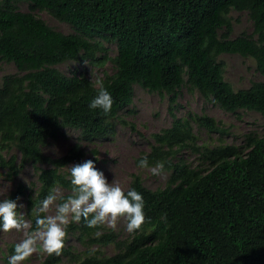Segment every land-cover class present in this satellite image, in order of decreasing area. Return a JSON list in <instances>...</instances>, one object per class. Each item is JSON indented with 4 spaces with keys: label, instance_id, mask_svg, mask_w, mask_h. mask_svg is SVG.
<instances>
[{
    "label": "trees",
    "instance_id": "1",
    "mask_svg": "<svg viewBox=\"0 0 264 264\" xmlns=\"http://www.w3.org/2000/svg\"><path fill=\"white\" fill-rule=\"evenodd\" d=\"M232 10L247 11L250 32L231 34ZM38 11L73 30L54 28ZM107 42L116 45L113 55ZM225 52L252 57L263 78L233 87L224 78ZM0 60L17 69L0 82V162L2 151L14 147L21 159L14 162L13 153L6 176L26 162L38 173L6 198L17 202V213L23 209L30 225L34 204L51 189L70 194V163L91 159L98 165L96 149L80 160L85 153L77 143L62 156L47 154L43 147L61 128H74L85 140L114 136L116 122H126L120 110L133 103L136 84L169 100L171 124L152 133L149 152L136 159L163 162L170 170L166 185L150 188L134 174L124 189L142 195L145 224L120 236L113 228L73 222L62 254H45L41 264H264V0H0ZM70 60L93 68L110 63L112 71L95 82L57 66ZM101 87L113 100L107 115L89 108ZM183 89L238 116L240 109L260 113L263 133L246 132L240 143H199L193 123L219 139L228 129L206 112L188 111L189 121L177 116ZM187 149L198 156L197 165L181 156L171 160ZM70 234L84 245L79 251ZM107 246L113 251H101ZM14 248L9 244L6 255Z\"/></svg>",
    "mask_w": 264,
    "mask_h": 264
},
{
    "label": "rangeland",
    "instance_id": "2",
    "mask_svg": "<svg viewBox=\"0 0 264 264\" xmlns=\"http://www.w3.org/2000/svg\"><path fill=\"white\" fill-rule=\"evenodd\" d=\"M20 7L24 10L28 9L26 3H22ZM46 21L54 28L63 32H71V25L59 21L50 16L45 11H38ZM232 24V35H238L242 32H250L252 30V22L247 11L232 10L229 13ZM109 48V53L116 52V45L113 42L105 43ZM220 59L224 61L225 71L224 78L235 88L247 87L252 80L262 79L263 75L255 68L256 63L250 56H243L237 52H225L220 55ZM65 73L71 74L73 70L82 71L95 82L103 76V71L111 72L112 65L107 63L103 68L96 65L91 67L85 61L70 60L57 65ZM16 67L13 63L0 60V82L2 75L6 73L16 72ZM178 104L175 112L178 115H185L186 112H206L209 115L220 120L228 129V133L223 138L219 139L217 133L210 134L204 128H198L195 123L194 130L198 134L199 143L203 145L214 146L220 143H240L243 140L246 132L252 131L257 134L263 133V119L260 113L247 109H240L239 116L237 113L226 111L213 102L204 99L197 91L182 90L179 96ZM169 100L166 95H160L156 92H150L140 85H135V96L133 103L129 105V109L120 110V114L124 115L125 123L118 120L116 122V134L109 138H95L85 140L80 137V132L74 128H61L60 133L56 138L49 140L43 147L47 154L52 156H62L67 152L70 146L77 143L84 150L85 156H90L96 149V157L98 165L96 169L102 171L109 183L115 181L123 189L130 184L134 174H138L145 185L150 188L163 187L166 184L167 178L170 175V170L164 167L161 175H153L150 171L154 163H149L148 168H140L136 159L149 152L151 142L154 141L152 133L158 132L161 128L171 124L172 116L168 112ZM134 124V125H132ZM14 152V151H13ZM186 159L192 165L199 163L198 156L190 151H180L171 158L172 161H177L179 157ZM44 166L43 164H41ZM7 168L0 166V200L6 198L8 193L16 187L18 182L29 183L30 180L35 181L33 175L32 163L27 162L22 171L10 179L5 175ZM37 184V183H36ZM21 209L17 214L23 215L24 219L29 222V219ZM30 223V222H29ZM127 221L121 219L116 227L120 236H129L130 233L126 230ZM23 238V234L16 232L1 231L0 236V264H8L5 258L7 247L9 244L18 243ZM69 243L74 250L79 251L83 248V244L77 240L75 235L69 237ZM95 247V245H93ZM101 251L105 253L112 252L110 246L104 247ZM45 254L38 251L24 264H41V260ZM8 258L11 255H6ZM61 264H71L67 260H63Z\"/></svg>",
    "mask_w": 264,
    "mask_h": 264
},
{
    "label": "clouds",
    "instance_id": "3",
    "mask_svg": "<svg viewBox=\"0 0 264 264\" xmlns=\"http://www.w3.org/2000/svg\"><path fill=\"white\" fill-rule=\"evenodd\" d=\"M112 104L111 94L106 88L101 87L91 100L89 108L102 110L107 115L111 111ZM177 116H185L189 121L187 112L185 115L177 114ZM194 133L198 135L195 130ZM13 153H16V156ZM1 154L4 163L0 162V166L7 168L5 174L7 175L10 167L9 159L14 156V162H19L21 153L14 147H10ZM86 157L84 155L80 160ZM69 166H71L69 169L70 194L62 195L61 188L51 189L43 200L34 204L31 210V216L34 219L32 225L24 219L23 215L18 216L16 201L8 198L0 200V231L7 233L15 230L23 234V238L15 244L14 254L8 258V264H24L38 249L48 256H60L64 248L67 228L73 222L80 223L83 220L88 228L106 226L114 229L123 219L127 221L126 230L130 234L141 229L145 224L144 199L140 193L136 190H128L125 194V190L118 183L115 181L109 183L104 173L96 169L91 159L83 163H70ZM139 167H149L147 158L140 160ZM163 170V162H157L150 168L151 173L157 176L161 175ZM33 175L36 181L38 173L33 171ZM161 220L166 223V215L162 216ZM96 235H99V232Z\"/></svg>",
    "mask_w": 264,
    "mask_h": 264
}]
</instances>
